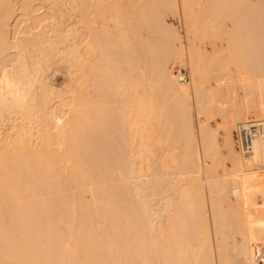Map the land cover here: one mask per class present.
Returning <instances> with one entry per match:
<instances>
[{
    "label": "bare ground",
    "instance_id": "6f19581e",
    "mask_svg": "<svg viewBox=\"0 0 264 264\" xmlns=\"http://www.w3.org/2000/svg\"><path fill=\"white\" fill-rule=\"evenodd\" d=\"M178 4L198 48L185 41L184 50L164 21ZM178 4L0 0V264H230L236 254L254 264L264 245V73L251 69L255 95L242 98L253 110L228 128L233 136L237 124L260 121L261 135L247 153L230 142L217 175L212 159L224 147L206 121L215 74L204 62L248 56V0ZM219 194L232 228L218 204L206 205ZM227 228L235 256L218 250L216 259L211 235Z\"/></svg>",
    "mask_w": 264,
    "mask_h": 264
},
{
    "label": "rangeland",
    "instance_id": "374dc122",
    "mask_svg": "<svg viewBox=\"0 0 264 264\" xmlns=\"http://www.w3.org/2000/svg\"><path fill=\"white\" fill-rule=\"evenodd\" d=\"M177 1V4L179 3V0H176ZM256 3V4H255ZM248 7L249 8H247V10H246V14H247V16H248V20H247V24H248V26H249V28H252V29H249L250 30V33H251V35H253V36H251L249 39H250V42L252 43V46H253V44H255L253 47L255 48V46H256V48L258 49V51H257V49L255 48V49H252V46H251V44L249 43L247 46H246V48L245 49H247L246 51H247V55L249 56H247L245 59H244V55H242L241 54V56H239L240 54L239 53H236V55L234 54V60L236 59V61H233V58H232V56H233V54H232V56L230 57V56H228V54H229V52L227 51L226 53H227V56L228 57H226V56H223L222 58H220L219 59V65L218 66H223L222 64H224V66L223 67H219L218 68V66H217V68H215L216 67V64L215 63H213L211 60H210V58H209V60L206 58V60H208V62L205 60L204 62H206L207 64H206V66L208 67V70H210V71H208L207 69V71L209 72L208 73V75H210L211 74V77H212V75L213 74H215L214 76V79H213V77H212V80H210L211 81V85H209L208 86V91H207V93L209 94V96H210V103L208 104V109H207V113H208V115H210L211 117L210 118H208V120H206L207 121V123L210 125V127H211V129L212 130H214V131H220V133H221V143H222V145H223V151H222V153H220V154H218L216 157H214L213 159H212V161H215V166L213 167V168H215V169H217L218 170V172L219 173H216L217 175H220V174H223L221 171H223L224 169H226L228 166H229V163H230V159H231V147H230V142H234V135L233 136H229L228 135V128L232 125V123H233V121L235 122L236 120H233V117L234 116H236L238 113H240V112H242L243 111V113L244 112H246L247 111V109L250 107H248L247 108V103H245L244 101H243V98H242V96L243 97H245L246 98V96L247 97H249L250 99H252V97L254 98V95L255 94H252L253 92L252 91H248V88H249V90L251 89L250 87L251 86H253L252 84H254L255 83V81H257L256 79H257V76L256 75H253L252 73H251V71H253V70H251V69H255L254 67H256V69L257 68H259V65H260V70H263L264 71V67H262V66H264V65H262V64H264V56H262L263 54H264V45L262 46L261 44H264V41H263V39H264V31L262 30L264 27H262V26H264L263 24H264V0H248ZM180 8V5L178 4L177 5V11H175V13L174 12H167L166 14H165V16H164V21H165V23H166V25L168 26L169 25V27L173 30H175L176 32H177V34L179 35V37L181 38V43H183L184 45H182V47H183V49L185 48H187V47H185V46H188L189 44H190V46H191V43H192V46H194V47H197V46H199L200 44H201V40L199 41L198 40V37H196V34H194L193 35V33H191L190 35H189V33L187 34V26L186 25H183V24H185L184 23V18H183V16H182V13H180L181 12V10L179 9ZM255 9V10H254ZM263 11V12H262ZM175 15H174V14ZM171 15H174L173 17L171 16ZM183 19H182V18ZM258 17V18H257ZM263 18V19H262ZM250 19V20H249ZM252 20H253V22H252ZM253 23V24H252ZM257 23V24H256ZM263 23V24H262ZM252 24V25H251ZM256 27H255V26ZM259 25H261V27L259 26ZM186 26V27H185ZM253 26V27H252ZM173 27V28H172ZM201 27V26H200ZM199 27V31L201 30V28ZM186 28V29H185ZM258 30H257V29ZM262 30V31H260V29ZM255 29V30H254ZM189 30V29H188ZM252 30H254V31H252ZM259 31V32H257V31ZM145 33V31H143V30H141V33ZM185 32H186V34H185ZM189 32V31H188ZM262 32V33H261ZM200 34H201V31L199 32ZM199 33H198V36H199ZM258 33V34H257ZM261 33V34H260ZM256 34H257V36H256ZM259 34H260V37H259ZM263 34V35H262ZM189 35V36H188ZM193 35V36H192ZM186 36H188L187 38H186ZM190 36H192V37H190ZM257 37V38H255V37ZM195 37H196V40H198L197 42L196 41H194L193 40V38L195 39ZM263 39H262V38ZM190 38H192V39H190ZM253 39H255V40H253ZM261 39V40H260ZM194 42H193V41ZM190 42L189 44L188 43H186V42ZM253 41V42H252ZM255 41V42H254ZM259 43H258V42ZM196 42V43H195ZM194 43V44H193ZM257 43V44H256ZM187 44V45H186ZM195 44H197V45H195ZM202 45V44H201ZM200 45V46H201ZM251 46V47H248V46ZM258 45V46H257ZM260 46H262V47H260ZM189 47V46H188ZM198 48V47H197ZM263 48V49H262ZM184 49V50H185ZM250 49V50H249ZM258 52H259V54H258ZM225 53V54H226ZM252 53V54H251ZM224 54V55H225ZM244 54L246 55V53L244 52ZM255 54V55H254ZM257 54V55H256ZM238 55V56H237ZM259 55V56H258ZM254 56V57H253ZM253 57V58H252ZM225 58L227 59V60H225ZM250 58H252L251 60H250V62L251 63H248L249 62V59ZM259 58H263V59H259ZM221 59H224L223 60V63L221 64ZM232 59V60H231ZM242 60V61H240V60ZM248 60V62H247V60ZM255 59V61H253ZM221 60V61H220ZM229 60H231V61H229ZM257 60H260V62L259 61H257ZM233 61V63L235 64H230V62H232ZM245 61L247 62L246 64H245ZM261 61H263V62H261ZM211 62H212V64H211ZM214 62H218V60H215ZM227 62H228V64H227ZM259 62V63H258ZM238 63H240L239 65H238ZM254 64L253 65V67H252V65L251 64ZM257 63V64H256ZM209 64H210V66H209ZM218 64V63H217ZM227 64V65H226ZM242 64V65H241ZM243 64H245V65H243ZM249 64H250V66H249ZM214 66V67H212L211 68V66ZM228 65H230V66H234V68L232 67V69H234V70H232L231 69V67L230 66H228ZM247 65V66H246ZM204 66H205V63H204ZM205 66V67H206ZM206 67V68H207ZM227 67V68H226ZM229 67V68H228ZM237 67V68H236ZM249 67V72H246ZM251 67V68H250ZM177 68H178V66H177ZM221 68H224V69H221ZM247 70H246V69ZM214 69H216V70H214ZM221 69V72L219 71ZM228 69V71H226V70ZM235 69H237L236 71L238 72V73H236L235 72ZM241 69V70H240ZM245 70V73H243L244 72V70ZM190 69L188 68V67H185L184 68V73L187 75V81L186 82H184V84H190V81H191V78H190V71H189ZM212 70V71H211ZM224 70V71H223ZM243 70V71H242ZM230 71V72H229ZM262 71V73H264ZM220 72V73H219ZM226 72H228V74L226 73ZM216 73L219 75L218 77H217V75H216ZM233 73H236L235 75L237 76H235ZM241 73V74H240ZM250 73V74H249ZM227 74V75H226ZM240 74V77L238 76ZM243 74H244V76H246V77H244L243 78ZM221 75H222V77H221ZM229 75H230V77H229ZM235 76V77H233L234 79H235V82H237V83H235L234 81H233V79H232V76ZM253 75V76H252ZM264 75V74H263ZM226 76L228 77V78H226ZM247 76H249V77H247ZM251 76H252V78H251ZM53 78H51V80H52V82L53 83H55V84H61V79L59 78L60 76L57 74H55L54 76H52ZM219 77H221V78H219ZM242 77V78H241ZM255 77H256V79H255ZM217 80H216V79ZM230 78V79H229ZM238 80H237V79ZM241 78V79H240ZM208 79H209V77H208ZM224 79V80H223ZM226 79H228V80H226ZM243 79V80H242ZM244 79H246V80H244ZM251 79H253V80H255L254 82H253V80H251ZM215 80V81H214ZM223 80V81H222ZM232 80V81H231ZM247 80H250L251 82H252V84H251V82L250 81H247ZM227 81L228 82H230V83H227ZM243 81L245 82V83H243ZM247 81V82H246ZM213 82V83H212ZM222 83V85H220L221 83ZM216 83H218V84H216ZM220 83V84H219ZM232 83V84H231ZM214 84H216V85H213ZM226 84V85H225ZM242 84V85H241ZM246 85L245 86V88L243 87V85ZM247 84H248V86H247ZM233 85V86H232ZM234 85H236V86H234ZM234 89H233V88ZM242 87H243V89H242ZM246 89V90H245ZM235 90V91H234ZM248 91V92H247ZM244 92H247V93H249V95H247V93H244ZM246 96H245V95ZM251 95H253V96H251ZM248 99V98H247ZM257 106L259 107V103H257ZM247 109H246V108ZM249 111H252L253 110V108L252 107H250L249 109H248ZM261 110H262V114H263V117H264V103H261ZM224 115H227V117H225L224 118ZM194 119V123H195V125H196V129L198 130V124H199V122H200V119H199V116H198V114L197 113H195V115H194V117H193ZM203 119V118H202ZM201 119V120H202ZM249 119H251V118H249ZM252 119H254V118H252ZM255 119H263V118H255ZM220 120L222 121V122H220ZM202 121H205L204 119L202 120ZM233 133H234V131H233ZM234 147H235V144H234ZM236 148V147H235ZM199 151H200V148H199ZM240 152V151H239ZM241 154V153H240ZM247 156V155H246ZM243 158H245V159H248L247 157H245V156H243ZM208 160H211V158L209 159L208 158ZM263 161H264V149H263ZM260 174L263 176V178H264V165H263V169L260 171ZM221 179H217V181H220ZM239 186L240 187H242L243 188V183L242 182H239ZM156 196V198L155 197H153L155 200H154V205L158 202V200L160 201L161 199L159 198V197H157V195H155ZM158 198V199H157ZM157 200V202H155ZM205 202H206V205L209 207L210 205H216V204H218V211L219 212H221V213H223L224 215H225V223H226V225H228L229 226V228H232L233 227V224H234V217L232 216V214H233V209H232V206L230 205V203L229 202H227L226 200H224L223 198H222V195H215L214 197H212V198H208V197H206L205 198ZM160 203V204H159ZM161 203H162V201H160V202H158L157 204H159V205H155L156 207L154 208V206H153V209H154V211H161V209H162V206H161ZM158 207L160 208V209H158ZM252 215V214H251ZM250 215V216H251ZM255 215V214H254ZM253 215V216H254ZM250 217V220H252V218H254V217ZM157 222V221H156ZM160 221L158 220V222L157 223H159ZM249 227H250V223H248L247 224ZM232 226V227H231ZM232 231V230H231ZM230 231V229H228L227 228V230L225 231V233H224V235L222 236V237H218L217 235H214V233H212V235H211V238H210V241H211V249L214 251V257L217 259V254H218V250H224L225 251V254L226 253H228L229 254V256H231V258H232V256H235V254L233 253V247H234V243H235V241H234V233H232ZM250 244H251V242H250ZM234 255H233V254ZM227 257V256H226ZM227 259V261H229V262H227V263H230V264H240V262H239V258H238V256H237V254H236V256L234 257V258H232V259H230V257L229 258H226ZM229 259V260H228ZM215 263V262H214ZM226 264V263H225Z\"/></svg>",
    "mask_w": 264,
    "mask_h": 264
},
{
    "label": "built area",
    "instance_id": "2783aa9c",
    "mask_svg": "<svg viewBox=\"0 0 264 264\" xmlns=\"http://www.w3.org/2000/svg\"><path fill=\"white\" fill-rule=\"evenodd\" d=\"M182 82L187 81V75L184 72ZM262 125L260 121H246L236 125L234 129V144L238 151L247 153L253 142L260 137ZM254 264H264V245L254 250Z\"/></svg>",
    "mask_w": 264,
    "mask_h": 264
}]
</instances>
